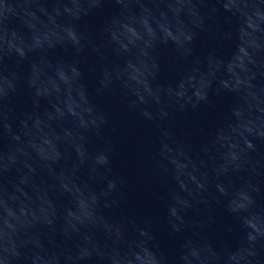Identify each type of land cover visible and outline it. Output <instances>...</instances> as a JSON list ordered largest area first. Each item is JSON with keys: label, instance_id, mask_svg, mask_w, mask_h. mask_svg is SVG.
Listing matches in <instances>:
<instances>
[{"label": "water", "instance_id": "95a60500", "mask_svg": "<svg viewBox=\"0 0 264 264\" xmlns=\"http://www.w3.org/2000/svg\"><path fill=\"white\" fill-rule=\"evenodd\" d=\"M0 264H264V0H0Z\"/></svg>", "mask_w": 264, "mask_h": 264}]
</instances>
